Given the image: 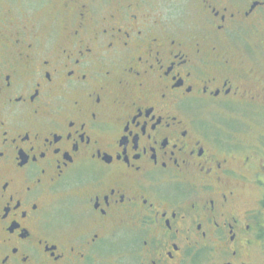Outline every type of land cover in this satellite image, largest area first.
<instances>
[{
	"label": "flooded vegetation",
	"instance_id": "af4514ba",
	"mask_svg": "<svg viewBox=\"0 0 264 264\" xmlns=\"http://www.w3.org/2000/svg\"><path fill=\"white\" fill-rule=\"evenodd\" d=\"M18 2L0 264H264V133L201 116L264 112V0Z\"/></svg>",
	"mask_w": 264,
	"mask_h": 264
},
{
	"label": "rangeland",
	"instance_id": "374dc122",
	"mask_svg": "<svg viewBox=\"0 0 264 264\" xmlns=\"http://www.w3.org/2000/svg\"><path fill=\"white\" fill-rule=\"evenodd\" d=\"M5 0H0V18H5L8 10H5L4 5ZM10 1V0H9ZM20 2V1H19ZM18 0H15V6L19 3ZM25 4L29 7L33 6L38 13H43L45 11V0H24ZM37 3L39 4V9L36 7ZM22 11V8H20ZM231 115H234L236 118L244 120L246 124L251 127V131L254 132L257 130H262L264 133V112L261 115H253L252 113H246V111H236L235 113L230 114L229 110L219 111L216 107L210 109L206 113H202L201 116L206 119H215V120H228L230 119ZM249 129V127H246ZM237 134H245V132H238ZM258 188L249 186L244 195H246L247 200L245 201L246 205L249 206H256L254 203L255 198L258 196Z\"/></svg>",
	"mask_w": 264,
	"mask_h": 264
}]
</instances>
